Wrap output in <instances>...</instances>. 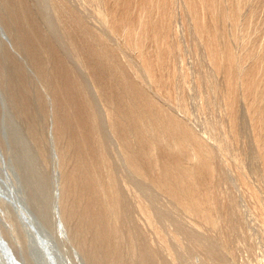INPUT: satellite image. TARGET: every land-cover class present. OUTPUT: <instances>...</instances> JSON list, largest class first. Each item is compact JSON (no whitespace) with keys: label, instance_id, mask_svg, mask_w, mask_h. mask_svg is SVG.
Listing matches in <instances>:
<instances>
[{"label":"rangeland","instance_id":"374dc122","mask_svg":"<svg viewBox=\"0 0 264 264\" xmlns=\"http://www.w3.org/2000/svg\"><path fill=\"white\" fill-rule=\"evenodd\" d=\"M96 1L0 0V172L3 169L5 180L11 183L16 197L23 204L19 205L21 214L19 208L17 210L0 196V264H10L12 258L17 264H264V146L258 148L253 141L250 116L244 101L239 100V84L232 82L235 106L233 123L229 124L228 114L223 113V71L216 72L211 67L212 63H208L205 58L207 55L193 29L190 13L183 7L181 0H167L163 7L166 12L163 30L169 49L162 70L165 79L161 84L153 83L149 78L152 83L147 80L137 51L126 35L117 29L111 30L109 26L105 28L107 24L102 23L105 21L96 11L97 5L109 3V14H114L118 9V1ZM223 1H226V6L222 4L225 3ZM223 1L218 4L220 7H215L213 13L219 40L226 43L227 39V44L232 48L239 45L234 49L240 56L247 49L244 40L247 47L254 48L253 52L257 54L259 45L264 44V0L241 2L238 23L249 20L250 11L253 17H250V25L244 30L240 29L241 25H237V29L234 22L221 17L220 11L230 3L229 0ZM231 30H237L233 34L238 32L236 34L239 36L233 35ZM146 43L149 44V41ZM250 59L252 57L244 62L249 65ZM243 65L246 66V63ZM122 79L128 80L164 105L166 111L177 114L183 110L182 115L178 114L181 119L190 124L203 139L211 137L212 140L207 138L210 142L205 141L210 143L211 161L213 158L215 161L210 187L213 199L219 202L215 209L216 212L219 210L218 226L217 222L210 225L200 220V217L187 213L158 187L133 173L123 159V151L136 150L141 161L146 163L153 160L152 149L149 151L147 146H134L133 142L131 146H122L111 130L106 101L107 97L112 96L120 103L126 102L129 91L124 88ZM200 97L206 100L203 102ZM204 121H207V125ZM228 127H231L230 131H227ZM224 130L229 142H226L223 135ZM133 132L131 129L126 131L130 139ZM81 134L85 135V143L81 142ZM213 138L217 139L213 141ZM216 140L225 141L221 143L222 147L219 145L221 149L217 147ZM181 160L184 163L191 161L185 154ZM106 162L110 170L107 169L108 165H103ZM91 165L97 166V170L93 177L90 173L85 181V177L83 179L81 176ZM73 170L80 175L76 189L78 192L72 191L73 196L79 195L80 189L84 191L85 186L98 189L88 199L92 200L93 215L90 219L77 220L80 209L72 206L75 217L72 215V221L67 226L69 230L62 236L55 221L54 190L59 187L61 175ZM56 173L60 175L57 177ZM109 174L115 179L114 187L119 193L115 198L116 211L107 205L97 184L106 180ZM139 198L151 203L155 220L152 219L150 223L137 205ZM195 221H200V227L194 224ZM1 233L12 249V258ZM36 233L42 236L43 250L38 248L41 247L38 241H34ZM195 240L201 245H197Z\"/></svg>","mask_w":264,"mask_h":264},{"label":"bare ground","instance_id":"6f19581e","mask_svg":"<svg viewBox=\"0 0 264 264\" xmlns=\"http://www.w3.org/2000/svg\"><path fill=\"white\" fill-rule=\"evenodd\" d=\"M63 1V0H62ZM87 1V0H86ZM96 1V0H95ZM100 0L96 1L97 3ZM118 9L114 14H109L110 5L106 2L97 5L96 11L101 15L107 25L112 29H117L122 31L127 37L128 41L137 51L142 68L145 70L147 75V80H151L153 83H162L164 81L163 66L165 64L166 51L169 46L165 42V35L163 26L166 23L164 5L167 0H117ZM171 1V0H170ZM223 0H181L183 7L190 13L192 20V25L195 33L197 34L199 40L201 41L207 55L208 63H212L215 71H223L224 88L222 92L223 109L228 114L230 120L229 124L233 123L234 114V92L232 82H237L240 87L241 97L246 105L247 114H249L253 131V138L257 147L264 146V44L259 45L258 53L255 54L252 47H247V43L243 40V44L246 46L244 53L241 56L238 55L234 48L239 46H230L227 44V39L225 42L219 40V30L216 27L214 21V10L215 7H220L218 4ZM229 6L223 7L220 11L221 17L229 19L234 22L233 25L237 28V25H241L240 29L244 30L245 27H249L250 19L253 18L250 15L252 11L249 12V20L242 23H238V14L241 10V2L243 0H229ZM83 2V0H82ZM226 6V1H223ZM255 2V1H254ZM259 2V1H258ZM264 2V1H263ZM85 3V2H84ZM100 3V2H99ZM180 3V2H179ZM244 3V2H243ZM255 4V3H254ZM53 5V4H52ZM170 5V4H169ZM218 5V6H217ZM228 5V4H227ZM58 6V5H57ZM172 6V5H171ZM244 6V5H243ZM168 7V6H167ZM182 8V7H181ZM244 8V7H243ZM176 9V8H175ZM253 9V8H252ZM55 10V9H54ZM62 10V9H61ZM219 10V9H218ZM27 11V10H26ZM78 12V11H77ZM187 12V13H188ZM71 13V12H70ZM217 13V12H216ZM243 12H241L242 14ZM80 14V13H79ZM240 14V15H241ZM22 15V14H21ZM219 16V14H217ZM239 15V16H240ZM18 16V15H17ZM69 16V15H68ZM81 16V14H80ZM168 16V15H167ZM100 17V16H99ZM251 17V18H250ZM58 18V16H57ZM172 18V17H171ZM240 18V17H239ZM101 19V18H100ZM81 20V19H80ZM172 20V19H171ZM241 20V19H240ZM252 20V19H251ZM176 21V20H175ZM220 21V20H219ZM218 23V22H217ZM226 23V22H225ZM59 24V23H58ZM224 24V23H223ZM19 26V25H18ZM103 26V25H102ZM223 27V26H222ZM229 27V26H228ZM232 27V26H231ZM234 27V28H235ZM104 28V29H105ZM191 28V27H190ZM232 28V29H234ZM235 28V29H236ZM189 29V28H188ZM238 29V28H237ZM239 29V30H240ZM256 29V28H255ZM20 30V29H19ZM109 30V32L111 31ZM167 30V29H166ZM222 30V28H220ZM225 30V29H224ZM226 31V30H225ZM232 31V30H231ZM234 31L233 30L232 34ZM114 32V31H112ZM121 32V33H122ZM116 33V31H115ZM222 33V32H221ZM238 33V32H236ZM235 33V34H236ZM233 34V35H235ZM241 34V32H239ZM30 35V34H29ZM102 35V34H101ZM117 35V34H116ZM123 35V34H122ZM222 35H224L222 33ZM226 35V33H225ZM237 35V34H236ZM230 36V35H229ZM239 36V35H237ZM243 36V35H242ZM227 37V36H226ZM107 38V37H106ZM173 38V37H172ZM223 39V36H221ZM251 38V36H249ZM221 39V40H222ZM147 40L149 44L146 43ZM198 40V39H197ZM236 40V39H235ZM239 40V39H237ZM236 40V41H237ZM127 41V40H126ZM183 41V40H182ZM260 42V41H259ZM182 43V42H181ZM200 43V42H199ZM239 43V42H238ZM237 43V44H238ZM230 44V43H229ZM72 45V44H71ZM178 45V44H177ZM176 45V46H177ZM128 46V45H127ZM243 46V47H245ZM35 47V46H34ZM118 47V46H117ZM131 47V46H130ZM163 47V48H162ZM179 47V46H177ZM74 48V47H73ZM116 48V47H115ZM119 48V47H118ZM198 48V47H196ZM177 49V48H176ZM238 49V48H236ZM241 49V48H240ZM239 49V50H240ZM173 50V49H172ZM203 50V48H202ZM235 50V51H234ZM118 51V49H117ZM121 51V50H119ZM134 51V50H133ZM181 51V50H180ZM243 51V50H242ZM178 52V50H177ZM75 53V52H74ZM135 53V54H136ZM171 53V52H170ZM172 54V53H171ZM240 54V51H239ZM102 56V55H101ZM181 56V55H180ZM119 57V56H118ZM252 57L251 62L247 65L244 62L245 59ZM95 58V57H94ZM133 59V58H132ZM138 58H136L137 60ZM138 59V60H139ZM181 59V57L179 58ZM77 60V58H76ZM79 60V59H78ZM109 60V59H108ZM137 60V62H138ZM130 61V60H129ZM168 61V60H167ZM131 62V61H130ZM134 62V61H133ZM171 63V62H170ZM175 63V62H174ZM246 63V66L243 65ZM173 64V63H172ZM181 64L182 60H181ZM94 66V65H92ZM128 66V65H127ZM168 66V64H167ZM245 66V67H244ZM97 67V66H96ZM136 67H139L136 66ZM210 67V68H211ZM115 68V67H114ZM141 68V67H140ZM166 68V67H165ZM173 69L175 66L173 64ZM205 69V67H203ZM137 69V68H136ZM171 69V68H170ZM169 70V69H168ZM45 71V70H44ZM87 71V70H86ZM143 71V70H142ZM205 71V70H204ZM213 70H211L212 73ZM122 72V71H121ZM167 72V71H166ZM176 72V71H175ZM182 72V71H181ZM189 72V71H188ZM116 73V72H115ZM185 73V72H184ZM191 73V72H190ZM196 73V72H195ZM205 73V72H204ZM219 73V72H218ZM216 74V76L218 75ZM99 74V73H98ZM141 74H144L141 72ZM176 74V73H175ZM221 74V73H220ZM185 75V74H183ZM182 75V76H183ZM187 75V73H186ZM185 75V76H186ZM192 75V74H191ZM173 76V75H172ZM221 76V75H220ZM122 77V76H121ZM135 77V76H134ZM139 77V76H138ZM214 77V76H213ZM136 78V77H135ZM149 78V79H148ZM169 78V77H168ZM197 78V77H196ZM138 79V78H137ZM185 79V78H183ZM207 79V78H206ZM221 79V80H223ZM73 80V79H72ZM149 80V82H151ZM168 80V79H167ZM209 80L210 77H209ZM220 80V81H221ZM186 81V79L184 80ZM219 81V83H220ZM129 91V96L126 102L120 103L115 100L112 96L107 97V115L109 119L111 130L117 135L122 146H147L149 151L151 150L152 161L148 160L146 163L141 161L138 157L136 150H126L123 151V159L126 161L127 165L130 167L131 171L135 174H139L143 179H145L150 184L158 187L162 192L171 197L175 203H178L187 213L196 215L200 217L206 223L216 224L219 215L217 208V202L213 199V194L211 195V177L214 171L213 161H211V147L209 139L211 137L206 136L202 138L197 134L195 129L183 119L180 118L178 114L184 112L179 110L177 114L170 113L165 110V108L155 101L150 95L142 91L139 87L132 84L126 79L121 81ZM148 82V81H147ZM151 82V83H152ZM169 82V81H168ZM177 82V81H175ZM209 82V81H208ZM54 83V82H53ZM145 82H143L144 84ZM164 83V82H163ZM185 83V82H184ZM187 83V82H186ZM149 84V83H148ZM147 84V86H148ZM167 84V81H166ZM169 84V83H168ZM200 84V83H199ZM215 84V83H214ZM217 84V83H216ZM57 85V84H56ZM55 85V86H56ZM93 86V85H92ZM166 86V85H165ZM168 86V85H167ZM187 86V85H186ZM218 86V85H217ZM216 86V88H218ZM235 86V85H234ZM98 87V85H97ZM113 87V86H112ZM157 87V86H155ZM212 87V86H211ZM214 87V86H213ZM238 87V86H237ZM238 87V88H239ZM46 88V87H45ZM91 88V87H90ZM99 88V87H98ZM147 88V87H145ZM154 88V87H153ZM209 88V87H208ZM220 88V87H219ZM48 89V88H47ZM94 89V88H93ZM100 89V88H99ZM148 89H151L148 87ZM207 89V88H206ZM211 89V88H210ZM209 89V90H210ZM50 90V89H49ZM104 90V89H103ZM157 90V89H156ZM212 90V89H211ZM217 90V89H216ZM44 91V90H43ZM108 91V90H107ZM117 91V90H116ZM115 92V91H114ZM148 92V91H147ZM159 92V91H158ZM166 92V91H165ZM168 92V91H167ZM212 92V91H211ZM217 92H219L217 90ZM60 93V92H58ZM75 93V92H74ZM94 93V92H93ZM97 94V92H95ZM200 93V92H199ZM55 95V94H54ZM121 95V94H120ZM205 95V94H204ZM203 95V96H204ZM208 95V94H207ZM238 95V94H237ZM236 95V96H237ZM46 96V95H45ZM200 96V95H199ZM202 96V94H201ZM97 97V96H96ZM99 97V96H98ZM155 98V97H154ZM157 98V97H156ZM179 98V97H178ZM183 98V97H182ZM201 100L204 97H200ZM237 98V100H238ZM58 99V98H57ZM125 99V98H124ZM221 99V98H220ZM50 100V99H49ZM123 100V99H122ZM158 100V99H157ZM160 100V99H159ZM236 100V99H235ZM51 101V100H50ZM101 101V100H100ZM180 101V100H179ZM184 101V100H182ZM163 102V101H162ZM201 104V101H199ZM207 102H209L207 100ZM212 102V101H211ZM90 103V102H89ZM102 103V102H101ZM221 103V102H220ZM51 104V103H50ZM71 104V103H70ZM179 104V102L177 103ZM181 104V103H180ZM179 104V105H180ZM184 104V102H183ZM199 104V105H200ZM203 104V103H202ZM213 104V102H212ZM52 105V104H51ZM178 105V106H179ZM207 105V104H206ZM209 105L211 103L209 102ZM215 105V104H214ZM71 106V105H70ZM83 106V105H82ZM88 106V105H87ZM166 106V105H165ZM177 106V107H178ZM203 106V105H202ZM167 108V106H166ZM184 108V107H183ZM203 108V107H201ZM51 109V108H50ZM179 109V108H177ZM175 110V109H174ZM241 110V109H240ZM52 111V109H51ZM50 111V113H51ZM105 111V110H103ZM187 111V110H186ZM222 112V110H220ZM175 113V112H174ZM187 114V112H185ZM184 113V114H185ZM101 114V113H100ZM105 114V113H104ZM225 114V113H224ZM226 114V116H227ZM182 115V113H181ZM237 115V114H236ZM51 116V114H50ZM91 116V115H89ZM104 116V115H103ZM186 116V115H185ZM248 116V118H249ZM184 117V115H183ZM187 117V116H186ZM52 119V118H51ZM105 119V118H104ZM207 120V119H206ZM189 121V120H188ZM187 121V122H188ZM212 121V120H211ZM215 121V120H214ZM238 122V120H236ZM51 122V120H50ZM76 122V121H75ZM205 125H207V121ZM203 122V123H204ZM217 122V120H216ZM250 122V120H249ZM57 123V122H55ZM79 123V122H78ZM192 123V122H191ZM202 123V124H203ZM211 123V122H210ZM208 122V125L210 124ZM215 123V122H213ZM218 123V122H217ZM224 123V122H223ZM242 123V122H241ZM104 124V120H103ZM221 124L220 122L218 123ZM225 124V123H224ZM53 125V124H52ZM68 125V124H67ZM198 125V124H196ZM211 125V124H210ZM217 126V124L215 123ZM106 126V125H105ZM104 126V127H105ZM214 126V125H212ZM223 128V124L220 125ZM78 127V126H77ZM210 129L213 128L209 126ZM65 128V127H64ZM196 128V127H195ZM199 128V126H198ZM229 128V127H228ZM231 128V127H230ZM227 129V131H230ZM61 129V128H60ZM70 129V127H69ZM73 129V128H72ZM99 129V128H98ZM128 129L134 130L132 133V139L126 134ZM209 129V128H206ZM219 129V128H218ZM77 130V129H76ZM215 130V129H214ZM213 130V131H214ZM226 130V128H225ZM225 130L223 133H225ZM232 130V129H231ZM83 131V130H81ZM199 132H201L198 129ZM203 131V129H202ZM234 131V129H233ZM67 132V131H66ZM207 132V131H205ZM216 132V131H215ZM203 133V132H201ZM200 133V134H201ZM210 133V132H209ZM212 133V132H211ZM66 134V133H65ZM109 134V133H108ZM213 134V133H212ZM215 134V133H214ZM243 134V133H242ZM247 134V133H246ZM55 135V134H54ZM113 135V134H112ZM111 135V136H112ZM210 135V134H209ZM219 136V133H217ZM222 135V134H221ZM226 138V133L223 134ZM233 135V134H232ZM81 142L85 143V135L81 134ZM96 136V135H95ZM248 136V135H247ZM56 137V136H55ZM204 137V136H203ZM230 137V136H229ZM232 137V136H231ZM234 137V136H233ZM249 137V136H248ZM62 138V137H61ZM207 138H209L207 140ZM221 138V137H220ZM219 138V139H220ZM243 138V137H242ZM66 139V138H65ZM205 139L207 141H205ZM214 139V138H213ZM217 139V138H215ZM215 139L213 141H215ZM229 142L228 138H226ZM225 139V140H226ZM247 139V138H246ZM212 140V139H211ZM210 140V141H211ZM223 140V139H222ZM221 140V141H222ZM62 141V140H61ZM72 141V140H71ZM209 141V142H210ZM212 141V142H213ZM217 141V140H216ZM217 147L221 145L220 141H217ZM239 142V141H238ZM237 142V143H238ZM245 142V141H244ZM216 143V142H215ZM214 143V144H215ZM225 143V141L223 142ZM222 143V144H223ZM81 145V144H80ZM73 146V145H72ZM160 146V147H158ZM164 146V147H163ZM229 146V145H228ZM222 147V145L220 146ZM219 147V148H220ZM226 147V146H225ZM239 147V145H238ZM135 148V147H134ZM213 148V147H212ZM215 148V147H214ZM58 149V148H57ZM119 149V146L118 148ZM221 149V148H220ZM238 149V148H237ZM57 151V150H56ZM104 151V150H103ZM227 151V150H226ZM241 151V150H240ZM213 152V150H212ZM229 152V151H227ZM104 153V152H103ZM222 153V152H221ZM226 153V152H225ZM140 154V153H139ZM187 155L191 161L189 163H184L181 160L182 155ZM63 155V153H62ZM118 155V154H117ZM227 155V154H226ZM245 155V154H244ZM213 156V155H212ZM234 156V155H233ZM118 157V156H117ZM141 157V156H140ZM215 157V156H214ZM88 158V157H87ZM119 158V157H118ZM234 158V157H233ZM57 159V158H56ZM120 159V158H119ZM238 159V158H237ZM255 159V158H254ZM123 160V161H124ZM234 160V159H233ZM236 160V159H235ZM245 160V159H244ZM58 161V160H57ZM89 161V160H88ZM241 161V160H240ZM251 161V160H250ZM215 162V161H214ZM236 162V161H235ZM69 163V162H68ZM244 163V162H243ZM58 164V163H56ZM237 164V163H236ZM104 166L108 165V170H110V165L103 163ZM238 165V164H237ZM80 166V165H79ZM242 166V165H241ZM64 167V166H63ZM247 167V166H246ZM250 167V166H249ZM56 168V166H55ZM85 168V167H84ZM216 168V167H215ZM241 168V167H240ZM74 169V168H73ZM105 169V168H104ZM125 169V168H124ZM129 169V168H128ZM243 169V167L241 168ZM97 170V166L91 165L86 173L82 174L81 177L90 176V173H94ZM126 170V169H125ZM247 170V168H246ZM112 171V170H111ZM117 171V170H115ZM128 171V170H127ZM130 171V170H129ZM128 171V172H129ZM241 171V170H240ZM249 171V170H247ZM56 172V171H55ZM61 172V171H59ZM113 172V171H112ZM111 172V173H112ZM75 172V170L69 173H63L60 178L59 187H55L54 190V208H55V221L57 224V229L59 233L63 236L67 233V226L69 221L72 219V215L75 217V209L72 206H76L80 209L79 215H77V220H89L93 215L91 203L92 192L97 191V187L85 186V190H81L79 195L73 196L72 191H77L78 189V179L80 175ZM106 173V172H105ZM124 173V172H123ZM218 173V172H217ZM242 174V173H241ZM247 173L245 172V175ZM60 175L56 173V176ZM93 174L91 177H93ZM129 175H131L129 173ZM244 175V176H245ZM254 175V174H253ZM115 176V175H114ZM214 176V174H213ZM240 176V175H239ZM249 176V175H248ZM251 176V174H250ZM58 177V176H57ZM127 177V176H126ZM247 177V175H246ZM132 178V177H131ZM130 178V179H131ZM244 178V177H243ZM58 179V178H57ZM56 179V180H57ZM119 179V178H118ZM127 179V178H125ZM251 179V178H250ZM249 179V180H250ZM55 180V181H56ZM114 178L112 175H108L106 180L100 181L99 190L105 198L107 205L114 211L117 210V203L115 198L119 194L114 187ZM237 180V178H236ZM253 180V178H252ZM117 181V180H116ZM138 181V180H137ZM240 181V180H239ZM247 181V180H246ZM122 182V179H121ZM129 182V181H128ZM57 182H55L56 184ZM116 183V182H115ZM137 183V182H136ZM216 183V182H215ZM218 183V182H217ZM253 183V181H252ZM58 184V183H57ZM123 184V183H122ZM140 184V183H139ZM145 184V183H144ZM244 184V183H242ZM257 184V182H256ZM134 185V184H133ZM224 185V184H223ZM127 186V183H126ZM135 186V185H134ZM140 186V185H139ZM255 186V184H253ZM137 187V185H136ZM135 187V188H136ZM144 187V186H143ZM142 187V188H143ZM147 187V186H146ZM225 187V186H224ZM249 187V186H248ZM95 188V189H94ZM249 189V188H248ZM121 190H123L121 188ZM134 190V188H133ZM140 190V189H139ZM158 190V189H156ZM217 190V189H216ZM132 191V190H131ZM155 191V190H154ZM251 191V190H250ZM78 192V191H77ZM129 192V191H128ZM151 192V190H150ZM130 193V192H129ZM145 193V191L143 192ZM152 193V192H151ZM223 193V192H222ZM77 194V193H76ZM95 194V193H94ZM131 194V193H130ZM153 194V193H152ZM161 194V193H160ZM100 195V194H99ZM155 195V194H154ZM153 195V196H154ZM143 196V195H142ZM156 196V195H155ZM158 197V196H157ZM226 197V196H225ZM163 198V197H162ZM102 199V198H101ZM122 199V198H121ZM159 199V198H158ZM165 199V198H164ZM218 200V199H217ZM223 200V199H221ZM104 201V200H103ZM110 201V202H109ZM123 201V200H122ZM128 202V201H127ZM159 202V201H158ZM222 202V201H221ZM103 203V202H102ZM105 203V202H104ZM164 203V202H163ZM167 203V202H166ZM170 203V202H169ZM261 203V202H260ZM151 203L145 201L141 198L137 200V205L139 209L144 213L145 217L149 221H152L153 211L150 206ZM155 204V203H154ZM223 204V202H222ZM125 205V204H124ZM128 205V204H127ZM169 205V204H168ZM102 206V204H101ZM105 206V205H104ZM156 206V205H155ZM152 206L153 208L155 207ZM159 206V205H158ZM171 206V205H170ZM230 206V205H229ZM160 207V206H159ZM163 207V206H162ZM173 207V206H172ZM105 208V207H104ZM130 208V207H129ZM156 208V207H155ZM158 208V207H157ZM119 209V208H118ZM167 209V208H165ZM156 210V209H155ZM162 210V209H161ZM101 211V210H100ZM107 211V209H106ZM160 212V210H158ZM79 212V211H78ZM110 212V211H109ZM186 213V214H187ZM226 213V212H225ZM229 213V212H228ZM83 214V217H82ZM97 214V213H96ZM101 214V213H100ZM107 214V213H106ZM109 215V214H108ZM124 215V213H123ZM168 215V214H167ZM175 215V214H174ZM182 215V214H181ZM184 215V214H183ZM156 217V215H155ZM162 217V216H161ZM81 218V219H80ZM108 218V217H106ZM115 218V217H114ZM118 218V217H117ZM189 218V217H188ZM185 218V219H188ZM193 218V217H192ZM220 218V217H219ZM227 218V217H225ZM165 219V218H164ZM179 219V218H178ZM109 220H111L109 218ZM155 220V219H153ZM189 220V219H188ZM198 220V219H197ZM72 221V220H71ZM76 221V220H75ZM104 221V220H103ZM162 221V220H161ZM166 221V220H165ZM171 221V220H170ZM179 221V220H177ZM123 222V221H122ZM127 222V221H126ZM147 222V221H146ZM169 222V221H168ZM193 222V221H192ZM200 222V221H199ZM198 222V223H199ZM104 223V222H103ZM108 223V222H107ZM111 223V222H110ZM195 221V225L200 227ZM204 223V222H203ZM128 224V223H127ZM161 224V222H160ZM166 224V223H165ZM172 224V223H171ZM175 224V223H174ZM181 224V223H178ZM193 224V223H191ZM72 225V224H71ZM105 225V224H104ZM159 225V224H158ZM157 225V226H158ZM163 225V224H162ZM115 226V225H113ZM167 226V225H166ZM171 226V225H170ZM215 227V225H213ZM212 226V228H213ZM218 226V222L217 225ZM227 226V225H226ZM83 227V226H82ZM130 227V226H129ZM165 227V226H164ZM168 227V226H167ZM219 227H221L219 225ZM232 227V226H231ZM80 228V227H79ZM92 228V227H91ZM96 228V227H95ZM99 228V227H98ZM107 228V227H106ZM132 228V227H131ZM150 228V227H149ZM186 228V227H185ZM97 229V228H96ZM125 229V228H124ZM162 229V228H161ZM168 229V228H166ZM172 229V228H171ZM201 229V228H200ZM69 230V229H68ZM83 230V229H82ZM118 230V229H117ZM129 230V229H128ZM87 231V230H86ZM96 231V230H95ZM125 231V230H124ZM133 231V230H132ZM185 231V230H182ZM202 231V230H201ZM177 232V231H176ZM179 232V229H178ZM177 232V233H178ZM191 232V231H190ZM189 232V233H190ZM199 232V231H198ZM86 233V232H85ZM112 233V232H111ZM170 233V232H169ZM222 234V232H220ZM104 234V233H103ZM136 234V233H135ZM171 234V233H170ZM180 234V233H179ZM85 235V234H84ZM130 235V234H129ZM133 235V234H132ZM156 235V234H155ZM181 235V234H180ZM185 235V234H184ZM190 235V234H189ZM218 235V234H217ZM2 239L5 245L9 249L10 257L12 258V249L10 248L8 242L2 235ZM11 236V235H10ZM93 236V235H92ZM126 236V233H125ZM12 237V236H11ZM65 237V236H64ZM131 237V236H130ZM138 237V236H137ZM168 237V236H167ZM183 237V236H182ZM196 237V236H195ZM221 237V236H220ZM89 238V237H88ZM106 238V237H105ZM114 238V237H113ZM124 238V236H123ZM173 238V237H172ZM170 238V239H172ZM181 238V237H179ZM107 239V238H106ZM116 239V238H115ZM121 239V238H120ZM133 239V237L131 238ZM164 239V238H163ZM175 239V238H174ZM201 239V238H200ZM68 240V238H67ZM94 240V239H93ZM124 240V239H122ZM128 240V239H127ZM126 240V241H127ZM189 240V239H188ZM199 240V239H197ZM78 241V240H77ZM103 241V240H102ZM137 241V240H136ZM152 241V240H151ZM196 241V240H195ZM206 241V240H205ZM222 241V240H221ZM185 242V241H184ZM77 243V242H76ZM75 243V245H76ZM116 243V242H115ZM148 243V242H147ZM152 243V242H151ZM163 243V242H162ZM168 243V241H167ZM197 245L200 242H197ZM107 244V243H106ZM206 244V243H204ZM224 244V243H222ZM80 245V244H79ZM149 245V244H148ZM201 245V244H200ZM219 245V244H218ZM221 245V243H220ZM81 246V245H80ZM206 246V245H205ZM72 247V246H71ZM78 247V246H77ZM84 247V246H83ZM135 247V246H134ZM171 247V246H170ZM198 247V246H197ZM223 247V246H222ZM82 248V247H81ZM86 248V247H85ZM127 247L125 246V249ZM138 248V247H137ZM148 248V247H147ZM166 248V247H165ZM201 248V247H200ZM75 249V248H74ZM89 249V248H88ZM110 249V248H109ZM124 249V248H123ZM173 249V248H172ZM171 249V251H173ZM176 249V248H175ZM143 250V249H142ZM185 250V249H184ZM77 251V250H76ZM149 251V250H148ZM176 251V250H175ZM174 251V252H175ZM88 252V251H87ZM137 252V251H136ZM173 252V254H174ZM151 253V252H150ZM171 253V252H170ZM176 253V252H175ZM78 254V252H77ZM88 254V253H87ZM104 254V253H103ZM159 254V253H158ZM179 254V253H177ZM93 254H91L92 256ZM134 255V254H133ZM160 255V254H159ZM187 255V254H186ZM105 256V255H104ZM138 256V255H137ZM140 256V255H139ZM153 256V255H152ZM158 256V255H157ZM175 256V255H174ZM93 257V256H92ZM102 257V256H101ZM168 257V255H167ZM200 256H198L199 258ZM203 257V256H202ZM144 258V257H143ZM177 259V258H175ZM202 259V258H201ZM211 259V258H210ZM120 260V259H119ZM152 260V259H151ZM159 260V259H158ZM200 260V259H199ZM100 261V260H99ZM173 261V260H172ZM198 261V260H197ZM209 261V260H208ZM223 261V260H221ZM10 264H17L13 258L9 261ZM143 262V261H142ZM147 262V261H145ZM201 262V261H199ZM220 262V261H219ZM216 263V262H214ZM213 263V264H214ZM103 264V263H102ZM217 264V263H216Z\"/></svg>","mask_w":264,"mask_h":264},{"label":"water","instance_id":"95a60500","mask_svg":"<svg viewBox=\"0 0 264 264\" xmlns=\"http://www.w3.org/2000/svg\"><path fill=\"white\" fill-rule=\"evenodd\" d=\"M11 186H12L11 183H9L7 180H5L4 171L2 169L0 172V196L2 198L7 199L13 205V207L16 208L17 210L19 208V212L22 214V210H21V207L19 205L23 206V204L16 197L15 190H14V188H12L13 186L12 187ZM12 198H14V199H12ZM17 206H19V207H17ZM33 237H34V241H36V243L38 241L39 245L41 246V244L43 243L41 234L36 233V234H34ZM38 248L42 249V246L41 247L38 246Z\"/></svg>","mask_w":264,"mask_h":264}]
</instances>
